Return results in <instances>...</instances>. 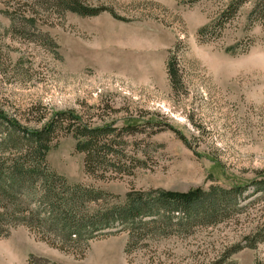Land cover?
<instances>
[{"label":"rangeland","instance_id":"374dc122","mask_svg":"<svg viewBox=\"0 0 264 264\" xmlns=\"http://www.w3.org/2000/svg\"><path fill=\"white\" fill-rule=\"evenodd\" d=\"M49 1L0 0V111L32 130L65 112L112 131L94 176L73 136L57 132L46 156L51 170L102 191L96 209L104 211L154 191L249 185L245 209L190 234L149 235L129 252L119 220L82 255L19 226L0 237V264L30 256L56 264H264V243L245 248L264 223V201L250 186L264 178V9L254 8L261 0L238 8L235 0H77L98 12L91 17Z\"/></svg>","mask_w":264,"mask_h":264},{"label":"trees","instance_id":"16d2710c","mask_svg":"<svg viewBox=\"0 0 264 264\" xmlns=\"http://www.w3.org/2000/svg\"><path fill=\"white\" fill-rule=\"evenodd\" d=\"M48 3L62 13L88 17L98 14L96 10L82 7L77 0ZM242 4L241 0H235L234 7ZM262 6L264 9V0L254 8ZM166 66L173 83L172 63L169 61ZM80 123L73 114L56 113L40 128L32 130L0 111V237H8L12 230L23 226L50 247L65 253L80 248L82 255L97 232L110 229L119 220L128 233L127 252L133 245L145 242L149 235L165 238L177 232L190 234L196 225L214 226L227 220L231 213H242L245 209L241 199L244 200L249 185L197 188L185 193L154 191L147 196L130 197L105 211L96 209L104 195L102 191L69 184L65 177L51 170L46 160L56 133L64 132L76 140L75 151L84 154L85 174H96L101 162L99 152L103 150L102 156L106 157L111 151V145L101 141L112 136V131L110 127L90 128ZM250 186L260 196L256 200L264 201V178L251 182ZM247 240L249 244L245 248L254 249L257 243H264V223ZM239 250H229L224 258ZM39 262L56 264L33 256L27 264Z\"/></svg>","mask_w":264,"mask_h":264}]
</instances>
